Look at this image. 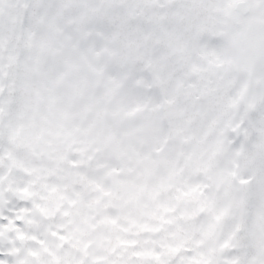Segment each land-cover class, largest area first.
<instances>
[{"label":"snow or ice","instance_id":"snow-or-ice-1","mask_svg":"<svg viewBox=\"0 0 264 264\" xmlns=\"http://www.w3.org/2000/svg\"><path fill=\"white\" fill-rule=\"evenodd\" d=\"M0 264H264V0H0Z\"/></svg>","mask_w":264,"mask_h":264}]
</instances>
